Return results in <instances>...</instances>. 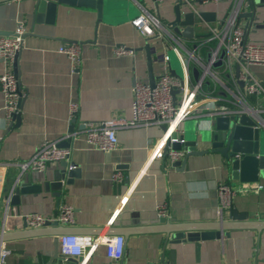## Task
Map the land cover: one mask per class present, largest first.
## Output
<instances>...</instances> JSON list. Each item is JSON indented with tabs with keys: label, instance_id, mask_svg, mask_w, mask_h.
Returning a JSON list of instances; mask_svg holds the SVG:
<instances>
[{
	"label": "crops",
	"instance_id": "obj_1",
	"mask_svg": "<svg viewBox=\"0 0 264 264\" xmlns=\"http://www.w3.org/2000/svg\"><path fill=\"white\" fill-rule=\"evenodd\" d=\"M141 6L158 15L165 25L173 19L174 0L163 1L157 8L152 0H132L126 9L103 19L94 8L59 5L53 23L34 20L32 0L0 2V32L13 34L19 19L26 25L17 60L23 98L18 123L14 119L8 125L0 90V234L30 232L34 228L28 226L27 214L41 213L53 219L60 205L68 204L74 208L73 223L44 227L48 233L125 238L120 259L110 258L104 244L83 259L64 257L59 244L55 255L53 235H25L0 243L8 250L3 264H264V229H234L221 238L179 242L170 241L163 230L172 219L196 229L211 228L222 217L230 220L233 209L248 213L250 219L264 220V179L252 182L263 185L258 191L237 193L231 206L219 215L218 184H243L229 178L219 153L190 156L187 167L174 166L167 158L149 160L151 148L164 131L157 125L119 129V145L110 152L94 148L83 134L77 139L65 138L72 130L83 128L82 122L132 118L134 83L149 79L144 46L149 42L151 47L161 48L159 42L142 35L131 23ZM200 8L222 18L228 2ZM182 10L187 12L185 7ZM257 10L259 21L264 20V7ZM249 39L264 41V29L250 31ZM69 42L81 43L78 73L71 72L67 56L58 51ZM116 44L131 48L133 54L115 55ZM152 58L153 73L158 76L160 65L154 53ZM250 69L264 82V65ZM2 70L0 59V73ZM72 100L79 103V109L70 120ZM251 101L264 105V96H253ZM200 123L188 119L181 127L185 140L197 139V148L203 149L207 144L201 137L210 136L214 128ZM45 139L70 140L68 162L78 169L60 197L44 190V183L54 179L61 162L48 164L43 172H21L15 165L29 160ZM115 172L123 174L122 182L113 180ZM29 178L31 184L41 185V191L21 194L20 202L11 204L6 196L12 185ZM161 203L167 205L166 223L158 219L162 216L156 207ZM111 231L116 233L108 235Z\"/></svg>",
	"mask_w": 264,
	"mask_h": 264
},
{
	"label": "built area",
	"instance_id": "obj_2",
	"mask_svg": "<svg viewBox=\"0 0 264 264\" xmlns=\"http://www.w3.org/2000/svg\"><path fill=\"white\" fill-rule=\"evenodd\" d=\"M163 1L166 0H152V6L157 8ZM179 1L181 7L195 14L194 37L191 39L174 32L147 7L141 6L139 14L131 19L132 25L142 35L161 44V48L159 50L155 48L154 51L160 65L155 86L142 80H136L134 83L132 118L82 122L83 128L72 130L65 138L77 139L83 134L88 144L104 152H110L119 145L117 133L121 128L165 126L166 130L151 148L149 160L167 158L172 164L185 156L186 151L183 148L178 150L172 145L175 142L180 144L185 142L181 124L188 119H194L210 127L217 117H239L248 114L255 118L257 126L264 127V105L251 101L253 96H264V82L255 77L250 69L254 65H264V41L249 39L247 21L242 17V13L249 8L247 0ZM223 1L228 2L224 17H216L214 21L208 22L199 16L200 6L209 3L218 5ZM25 33V22L19 19L13 34L0 35V59L3 63L0 90L8 125L12 124L14 115L21 110L22 92L13 64L22 49ZM58 51L67 56L71 72L78 73L81 66V43H64ZM170 51L180 63L183 71L181 75L177 71V74L171 72ZM113 52L118 56L133 54V50L124 44L114 45ZM218 62L221 64L215 66ZM193 67L199 70L197 79L192 76ZM78 109L79 103L72 100L69 103L70 120L74 119ZM60 141L61 139L43 140L29 160L17 162L15 165L20 167L21 172L27 170L43 172L50 163L68 161L71 147L61 146ZM69 167L73 168L74 165ZM123 179L121 172L113 174L115 182H122ZM262 187L263 185L257 183H243L240 186L219 183L216 189L218 214L222 215L224 209L231 206L232 199L237 193L258 191ZM10 197L11 194L7 197L8 201ZM156 211L159 216L166 217L167 205L158 204ZM25 220L28 226L34 229L45 227L48 221L68 225L74 221V208L62 204L53 219L41 213H30L25 216ZM100 244L106 246L110 258L118 260L123 257L125 238L122 235L106 238L77 234L59 236V247L64 257L86 259ZM7 253L8 250L1 245L0 264H3Z\"/></svg>",
	"mask_w": 264,
	"mask_h": 264
},
{
	"label": "water",
	"instance_id": "obj_3",
	"mask_svg": "<svg viewBox=\"0 0 264 264\" xmlns=\"http://www.w3.org/2000/svg\"><path fill=\"white\" fill-rule=\"evenodd\" d=\"M10 0H0L5 2ZM33 2V18L37 22L53 23L55 14L59 5H74L81 7L94 8L97 12V16L100 19L110 17L112 15L121 12L130 6L132 0H32ZM249 10L242 13L247 21V34L250 31H257L258 29H264V20L259 21L257 15V8L264 7V0H247ZM173 19L167 23V26L174 32L186 37H194V22L195 14L192 11L183 12L180 1L175 2L173 9ZM199 16L206 21H214L216 13L214 11L199 10ZM0 34H6L0 32ZM7 35V34H6ZM24 34L23 38L25 37ZM147 52V66L149 79L148 83L151 86H155L156 78L153 73V58L152 54L155 51L154 47H151L148 42L144 46ZM131 49V48H130ZM19 53L14 61V73L17 77L18 67L17 60ZM221 62L215 64L219 66ZM237 67L236 71L238 72ZM171 72L177 74L175 68L171 64ZM192 73L195 79L199 76V70L197 67L192 68ZM242 85V83H241ZM23 98L20 99V108L22 107ZM14 119L18 123L21 119V111L14 115ZM214 131L209 136L201 137V142L206 143L207 146L203 149L197 148V139L185 140L183 144L179 142L173 143V148L184 149L186 151L185 156L181 160H177L172 163L174 166L187 167L188 159L190 156H201L207 153H219L223 158V165L229 174V178L233 181H239L242 183L258 182L264 179V127L257 126V121L254 117L248 114H242L239 117H217L214 122L211 123ZM165 131L166 127L162 126ZM61 146H70V140L60 142ZM61 168L55 172L54 179L44 183V190L52 191L53 195L60 197L62 189L65 184H70L73 178L78 175V169L74 163L66 160L61 161ZM70 165H74L70 168ZM31 178L27 182L18 183L17 181L12 185L11 197L9 202L11 204H18L20 202V195L30 192L41 191V185L31 184ZM9 193V195H10ZM7 195L6 197H8ZM57 214H55V217ZM160 223H166V217H159ZM172 224L165 227L164 232L168 233L170 241L179 242L186 241L187 239H215L223 236H229L230 231L234 229H253L261 231L264 229V220L250 219L248 213H238L235 209L232 210V216L230 220H225L223 217L221 220L215 222L211 228H195L189 224L178 223L175 219L170 220ZM57 221H48L45 227L57 226ZM194 231H198L194 232ZM116 232H108V235H112ZM50 234L54 236L55 255L58 253L59 236L64 232L48 233L44 227L34 229L30 232H11L1 233L0 243L13 240L25 235H45Z\"/></svg>",
	"mask_w": 264,
	"mask_h": 264
},
{
	"label": "rangeland",
	"instance_id": "obj_4",
	"mask_svg": "<svg viewBox=\"0 0 264 264\" xmlns=\"http://www.w3.org/2000/svg\"><path fill=\"white\" fill-rule=\"evenodd\" d=\"M169 54H170V57H171V64H172L173 68H175L177 73L179 75H181L183 73V71H182V68L180 66L179 61L177 60V58H176V56L174 55L173 52L170 51Z\"/></svg>",
	"mask_w": 264,
	"mask_h": 264
}]
</instances>
